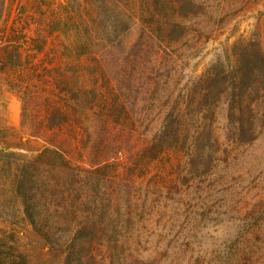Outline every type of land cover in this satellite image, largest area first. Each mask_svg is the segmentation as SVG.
Returning <instances> with one entry per match:
<instances>
[{"label":"trees","instance_id":"trees-1","mask_svg":"<svg viewBox=\"0 0 264 264\" xmlns=\"http://www.w3.org/2000/svg\"><path fill=\"white\" fill-rule=\"evenodd\" d=\"M236 5L67 0L46 23L71 72L64 99L21 96L45 148L0 159L22 221L0 223V264H35L24 228L60 264H264V41L189 72Z\"/></svg>","mask_w":264,"mask_h":264},{"label":"rangeland","instance_id":"rangeland-1","mask_svg":"<svg viewBox=\"0 0 264 264\" xmlns=\"http://www.w3.org/2000/svg\"><path fill=\"white\" fill-rule=\"evenodd\" d=\"M229 1L238 5L229 7L216 20L212 39L192 52L189 72L193 71V77L204 74L218 61L231 59L236 41H264V0ZM66 4L67 0H0V159L4 155L34 157L45 148L43 141L31 137L21 125V96L26 90L63 99L66 96L60 85L71 72L65 49L67 38L50 34L46 24L61 17ZM7 175L5 169L0 171V223L19 226L20 218L8 216L18 204L7 196ZM20 231L18 245L35 264H60L49 260L43 242L30 230Z\"/></svg>","mask_w":264,"mask_h":264}]
</instances>
